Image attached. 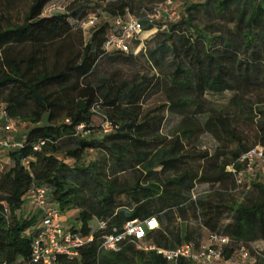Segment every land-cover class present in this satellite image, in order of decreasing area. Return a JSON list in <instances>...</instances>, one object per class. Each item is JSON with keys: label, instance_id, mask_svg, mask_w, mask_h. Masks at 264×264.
I'll list each match as a JSON object with an SVG mask.
<instances>
[{"label": "trees", "instance_id": "16d2710c", "mask_svg": "<svg viewBox=\"0 0 264 264\" xmlns=\"http://www.w3.org/2000/svg\"><path fill=\"white\" fill-rule=\"evenodd\" d=\"M54 1L29 0L22 21L14 23L8 13L18 0H0V108L16 126L25 125L20 139L9 141L20 146L1 148L11 165L0 176V264H44L32 259L41 212L17 213L33 187L46 189L48 203L60 213L76 209L80 227L68 229L91 237L79 258L58 256L50 264H172L130 244L104 251L102 236L128 221L155 218L159 227L147 231V238L157 247L194 242L191 232L171 221L175 211L183 215L191 208L208 223L212 218L204 201L190 197L196 182H234L244 169L238 160L252 147L232 127L235 115L250 120L254 145L264 148V0L184 1L179 21L149 25L142 20L143 30L128 53L108 52L104 43L116 18L139 14L131 0L95 3L103 23L92 26L86 42L75 24L88 21L93 1L68 0L64 12L43 15ZM202 14L207 19L199 20ZM135 48L157 75L121 79L105 68L134 59ZM152 88L164 95L162 109L180 116L170 145L160 134L164 115L143 109ZM227 91L232 93L227 109L207 101V94ZM248 96L258 97L253 104ZM96 114L110 122V131L93 124ZM202 131L235 144L230 160L225 153H199L206 166L194 169L196 157L186 153L184 143ZM229 165L235 172L227 171ZM126 171L135 174L133 182L120 180ZM250 188L246 201L229 206L232 220L223 232L211 226L212 234L231 240L228 251L264 237V182L254 179ZM120 196L125 202L117 200ZM260 262L262 253L254 264ZM177 264L193 263L180 259Z\"/></svg>", "mask_w": 264, "mask_h": 264}, {"label": "rangeland", "instance_id": "374dc122", "mask_svg": "<svg viewBox=\"0 0 264 264\" xmlns=\"http://www.w3.org/2000/svg\"><path fill=\"white\" fill-rule=\"evenodd\" d=\"M93 5L91 6V10L89 12V16H93L96 18L95 23L97 25H101L103 23L102 20V10L100 6L95 5L99 0H92ZM108 1V0H106ZM133 4V12L141 11L142 9H151L156 5H161L164 8V3L167 0H131ZM175 3L173 4L175 7L176 14L172 19H165L162 16L158 20V23L164 22H175L179 21L182 13H183V2L184 1H200V0H173ZM68 0H55L51 4L47 5L43 11V15H50L51 13H60L64 12L66 9ZM29 5V0H18L14 6H12L11 13H8V19L11 22H21L25 11ZM202 19H207V16L204 14L199 16ZM74 23V22H73ZM80 26L82 29L83 40L86 42L89 39L91 26L86 24L85 20L82 23L75 24ZM76 27V26H75ZM149 37V36H148ZM140 50V49H139ZM135 48L136 56L132 60L123 61L120 60L114 64H105L106 69H110V71H117L118 76L121 79H136L140 80L143 76L150 77L152 75H157V70L151 66L149 62L146 61L145 57L141 54V50L139 51ZM139 51V52H138ZM232 97V93L227 91L222 94H207L206 98L209 103H212L215 106H222L227 109V103ZM252 100L251 102L254 104L257 97L248 96ZM164 95L156 89L152 88L143 101V109L144 111L158 113L160 115H164L163 124L160 129V134L166 138L167 143L172 144L175 136L177 134V124L180 120V116L170 110H167L164 107ZM232 110V109H231ZM163 113V114H162ZM234 115V114H232ZM103 122V118L96 114L93 117V124L95 126L100 125ZM232 127L238 129V134L242 136L245 143L251 145L252 149L257 147L255 143V136L252 131V125L250 120H245L244 116H236L233 118ZM24 123L21 122L15 128V130L7 134L9 138L14 141H18L22 134L24 133ZM171 141V143H170ZM185 144L186 153H190L195 155V159L191 160V164L194 166V169L200 171L201 168L205 167L206 164H202L201 159L198 157L199 153H208V155H214L217 152L225 153V158L230 160L229 152L230 150L235 148V144L223 139L218 138L215 135L211 134L207 131L199 132L196 137H194L191 141ZM253 144V145H252ZM261 147V146H259ZM0 147V176L3 172H5L9 166L11 165L7 152ZM262 148V147H261ZM264 149V148H262ZM95 155V154H94ZM93 155V156H94ZM205 165V166H203ZM227 171L235 172L233 167L229 165L227 167ZM121 181L128 180L129 182H133L135 179V174L131 171L123 172L119 175ZM259 180L264 182V173H259L258 170L253 174L246 173L244 170L235 173L233 177V181L225 180L224 182H213V181H201L198 180L194 186V188L190 192L191 200L202 199L204 201V209H208V217H211L208 223H205L203 217H194V213L191 208H188L183 212V215L180 214L179 211H175L172 226L177 227L178 229L187 230L192 233V240L197 244L206 243L210 237L212 231V224L215 225V229L217 231L223 232V229L227 224H229L232 220V212L229 210V206L234 202H242L246 201L248 197L252 195L250 182L253 180ZM118 201L125 202V197L120 196L117 198ZM35 207L34 204H25L22 206L17 213L24 214L28 211V208ZM36 211V209L34 208ZM35 211L31 212L34 213ZM76 209L65 210L60 213V220L66 225L67 228L71 226L80 227V222L76 219L77 217ZM207 218V217H206ZM91 229L94 231L97 229L98 222L97 219H93L90 222ZM244 246L250 254L256 255V251L258 253L264 254V237H257L252 240H248L246 242H238L234 244V247ZM257 256V255H256ZM260 264H264L260 262Z\"/></svg>", "mask_w": 264, "mask_h": 264}, {"label": "built area", "instance_id": "2783aa9c", "mask_svg": "<svg viewBox=\"0 0 264 264\" xmlns=\"http://www.w3.org/2000/svg\"><path fill=\"white\" fill-rule=\"evenodd\" d=\"M172 0L151 9H142L139 14L128 12L124 17H118L113 21V27L107 32L104 48L108 52L121 51L128 53L133 48V42L143 30L142 20L149 25H155L162 16L172 19L176 14ZM96 18L91 16L86 24L93 26ZM137 49V48H136ZM135 50V49H134ZM139 50V49H137ZM104 131L111 130V124L103 120ZM15 120L8 117L6 111L0 108V128L2 132L14 131ZM79 126L78 129H81ZM16 147L18 143H10L7 139L0 138V147ZM38 145L34 147L37 149ZM244 166V171L253 174L258 170L264 173V149L255 147L250 149L238 160ZM27 202L34 204L42 214L39 226L32 240V259L34 262L44 264L52 263L58 256H66L73 260L79 258V249L91 241V237L84 238L78 233L67 229L60 220V211L54 204L48 203L47 191L42 187L30 189ZM105 228V223H100ZM159 224L155 218L145 220H132L126 222L120 230L113 229L104 234L101 241V249L104 251H120L125 245H133L139 251H155L167 262L177 264L180 259L188 260L193 264H254L256 255L250 254L246 247L228 251L231 240L224 235L210 234L206 243L198 246L194 242H185L173 249L157 247L147 238V231L155 230ZM228 254L225 255V252Z\"/></svg>", "mask_w": 264, "mask_h": 264}, {"label": "crops", "instance_id": "0c3cea01", "mask_svg": "<svg viewBox=\"0 0 264 264\" xmlns=\"http://www.w3.org/2000/svg\"><path fill=\"white\" fill-rule=\"evenodd\" d=\"M3 137H4V139H7L8 141L12 140L11 138H9V137L7 136V134L3 133V132L0 130V138H3ZM28 204H29V203H28ZM34 206H35V205H34ZM34 208L37 210L36 206L33 207V208H31V209H30V207H29V208H28V211L25 212L24 215H28V214H30L31 212L35 211ZM39 224H40V222L36 225L35 230L37 229V227L39 226ZM65 226H66V225H65ZM66 228H67V227H66ZM67 229H68V228H67Z\"/></svg>", "mask_w": 264, "mask_h": 264}]
</instances>
